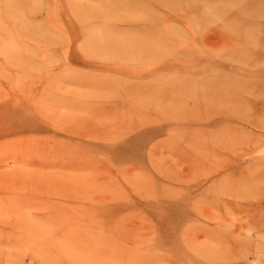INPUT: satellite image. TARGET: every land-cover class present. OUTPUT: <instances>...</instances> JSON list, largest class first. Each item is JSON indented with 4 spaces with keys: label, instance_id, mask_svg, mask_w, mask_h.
Segmentation results:
<instances>
[{
    "label": "rangeland",
    "instance_id": "1",
    "mask_svg": "<svg viewBox=\"0 0 264 264\" xmlns=\"http://www.w3.org/2000/svg\"><path fill=\"white\" fill-rule=\"evenodd\" d=\"M0 264H264V0H0Z\"/></svg>",
    "mask_w": 264,
    "mask_h": 264
},
{
    "label": "bare ground",
    "instance_id": "2",
    "mask_svg": "<svg viewBox=\"0 0 264 264\" xmlns=\"http://www.w3.org/2000/svg\"><path fill=\"white\" fill-rule=\"evenodd\" d=\"M261 152V151H260Z\"/></svg>",
    "mask_w": 264,
    "mask_h": 264
}]
</instances>
